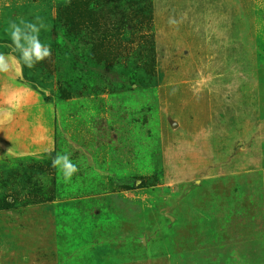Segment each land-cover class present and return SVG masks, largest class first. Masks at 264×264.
<instances>
[{"label":"rangeland","instance_id":"obj_1","mask_svg":"<svg viewBox=\"0 0 264 264\" xmlns=\"http://www.w3.org/2000/svg\"><path fill=\"white\" fill-rule=\"evenodd\" d=\"M169 3L0 0V264H264V0Z\"/></svg>","mask_w":264,"mask_h":264},{"label":"clouds","instance_id":"obj_2","mask_svg":"<svg viewBox=\"0 0 264 264\" xmlns=\"http://www.w3.org/2000/svg\"><path fill=\"white\" fill-rule=\"evenodd\" d=\"M21 24L23 28L16 23L10 25L11 39L15 49L19 50L20 58L24 64L32 68L37 62L49 57L51 52L47 46L40 43L38 38L40 28L37 27V24H25L24 21H21ZM40 27H43V25L41 24ZM0 71H8V63L3 55H0ZM52 165L62 172L65 182H69L78 170L67 155L59 153L52 158Z\"/></svg>","mask_w":264,"mask_h":264},{"label":"crops","instance_id":"obj_3","mask_svg":"<svg viewBox=\"0 0 264 264\" xmlns=\"http://www.w3.org/2000/svg\"><path fill=\"white\" fill-rule=\"evenodd\" d=\"M170 1V0H169ZM168 0L165 1L163 4L161 0H158V16H157V43H158V48L159 50L161 49H166V43H168L169 38L167 36L177 34V24H176V19L175 17L172 18H167L164 21V18L162 19L161 12H169L171 16H174L170 10L173 9V7L170 5ZM165 17V16H164ZM172 19V20H170ZM164 21V22H163ZM162 44V45H161Z\"/></svg>","mask_w":264,"mask_h":264}]
</instances>
